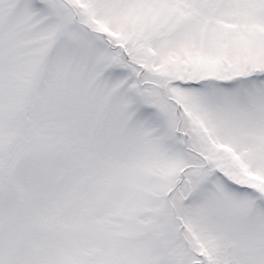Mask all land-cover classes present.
I'll return each mask as SVG.
<instances>
[{
    "label": "snow or ice",
    "instance_id": "6c2138e0",
    "mask_svg": "<svg viewBox=\"0 0 264 264\" xmlns=\"http://www.w3.org/2000/svg\"><path fill=\"white\" fill-rule=\"evenodd\" d=\"M0 264H264V0H0Z\"/></svg>",
    "mask_w": 264,
    "mask_h": 264
}]
</instances>
